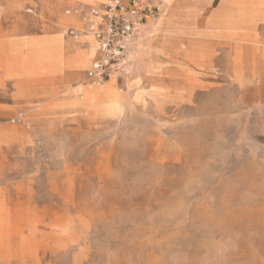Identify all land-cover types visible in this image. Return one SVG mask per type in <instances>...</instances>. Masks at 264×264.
Listing matches in <instances>:
<instances>
[{
    "label": "rangeland",
    "instance_id": "obj_1",
    "mask_svg": "<svg viewBox=\"0 0 264 264\" xmlns=\"http://www.w3.org/2000/svg\"><path fill=\"white\" fill-rule=\"evenodd\" d=\"M141 1L93 85L100 0H0V264H264V0Z\"/></svg>",
    "mask_w": 264,
    "mask_h": 264
},
{
    "label": "built area",
    "instance_id": "obj_2",
    "mask_svg": "<svg viewBox=\"0 0 264 264\" xmlns=\"http://www.w3.org/2000/svg\"><path fill=\"white\" fill-rule=\"evenodd\" d=\"M158 9L141 0H100L85 12V30L72 32V37H91L94 58L86 70L87 80L93 84L109 81L119 75L126 53Z\"/></svg>",
    "mask_w": 264,
    "mask_h": 264
},
{
    "label": "bare ground",
    "instance_id": "obj_3",
    "mask_svg": "<svg viewBox=\"0 0 264 264\" xmlns=\"http://www.w3.org/2000/svg\"><path fill=\"white\" fill-rule=\"evenodd\" d=\"M85 63H87V61ZM184 73H185V71H184ZM185 76H186V74H185Z\"/></svg>",
    "mask_w": 264,
    "mask_h": 264
}]
</instances>
